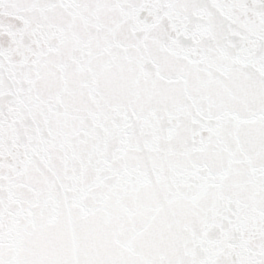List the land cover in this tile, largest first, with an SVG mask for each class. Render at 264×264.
<instances>
[{
	"label": "snow or ice",
	"instance_id": "1",
	"mask_svg": "<svg viewBox=\"0 0 264 264\" xmlns=\"http://www.w3.org/2000/svg\"><path fill=\"white\" fill-rule=\"evenodd\" d=\"M0 264H264V0H0Z\"/></svg>",
	"mask_w": 264,
	"mask_h": 264
}]
</instances>
